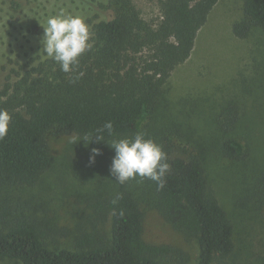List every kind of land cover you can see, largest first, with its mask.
<instances>
[{
    "label": "trees",
    "instance_id": "16d2710c",
    "mask_svg": "<svg viewBox=\"0 0 264 264\" xmlns=\"http://www.w3.org/2000/svg\"><path fill=\"white\" fill-rule=\"evenodd\" d=\"M217 1L158 0L160 14L151 21L141 16L132 0H0L1 53L5 47L23 51L32 35L25 23L46 21L60 9L84 16L95 41L73 73L62 72L39 53L26 62L9 60L14 67L0 83V110L11 115L8 134L0 140V182L33 186L50 164L48 135L72 133L90 140L96 129L111 121V135L103 133L105 140L100 142L131 137L139 132L137 121L146 109L151 125L142 132L167 154L170 170L163 188L145 179L162 218L160 228L182 241L165 236L148 240L144 210L130 191L120 189L94 197L90 229L73 235L70 247L50 246L46 237L53 230L38 218L12 217L3 209L0 258L20 264L226 262L234 247L233 225L209 189L200 152L202 146L216 147L228 160L241 159L228 138L240 119L238 105L228 101L220 106L213 118L219 135L214 144H201V150L174 142V135L180 134L177 128L159 129L152 123L167 78L189 56ZM100 11L106 17L94 20ZM254 29L264 32V0H243L242 16L231 31L245 38ZM80 72L83 75L75 79ZM254 190L264 199V170L257 175ZM183 242H192L193 249Z\"/></svg>",
    "mask_w": 264,
    "mask_h": 264
},
{
    "label": "rangeland",
    "instance_id": "374dc122",
    "mask_svg": "<svg viewBox=\"0 0 264 264\" xmlns=\"http://www.w3.org/2000/svg\"><path fill=\"white\" fill-rule=\"evenodd\" d=\"M132 1L143 18L153 21L159 17L158 0ZM242 2L218 0L213 6L189 56L167 78L152 123L159 129L177 128L180 134L174 135V142L201 150V144H214L219 135L213 118L220 106L228 101L238 105L240 119L228 138L241 159L228 160L216 147L207 150L202 146L200 153L209 189L233 225L234 247L224 264H264V199L254 193L256 177L264 170V32L254 29L245 38L233 35L231 25L242 16ZM102 17L106 13L100 11L94 20ZM45 22L25 23L32 35L23 51L5 47L0 52V83L14 67L9 60L30 61L36 53L46 56L42 44ZM148 123L151 125V120L143 109L137 121L139 132ZM83 139L72 133L48 135L50 164L33 186L0 182V217L3 209L12 217H36L53 230L46 237L50 246L70 247L73 235L90 229L94 197L126 189L145 212L148 240L165 236L182 242L177 234L160 228L162 218L153 207L154 193L145 178L120 184L111 175L115 152L109 143L113 139H88L87 143ZM93 148L100 154L90 162ZM103 228L107 229L108 223ZM192 244L183 242L191 250ZM0 264L20 263L0 258Z\"/></svg>",
    "mask_w": 264,
    "mask_h": 264
},
{
    "label": "clouds",
    "instance_id": "9594fccd",
    "mask_svg": "<svg viewBox=\"0 0 264 264\" xmlns=\"http://www.w3.org/2000/svg\"><path fill=\"white\" fill-rule=\"evenodd\" d=\"M42 26L44 54L58 64L62 72L73 73L79 65L80 57L94 47L90 24L84 16L60 9L57 14L50 15ZM82 75V72L78 73L75 79ZM10 121L11 115L6 110H0V140L7 136ZM112 130V122L106 121L95 130L90 140L93 135L97 141L105 140L103 133L111 135ZM83 140L86 143L89 141L87 137ZM109 144L115 152L110 173L120 184L140 177L156 182L158 188L164 187L170 164L167 154L153 139L146 138L143 132H137L131 137L113 139ZM99 154L100 150L93 148L90 162H94L95 156Z\"/></svg>",
    "mask_w": 264,
    "mask_h": 264
}]
</instances>
